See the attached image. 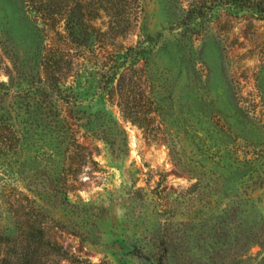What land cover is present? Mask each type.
Here are the masks:
<instances>
[{"label":"rangeland","instance_id":"374dc122","mask_svg":"<svg viewBox=\"0 0 264 264\" xmlns=\"http://www.w3.org/2000/svg\"><path fill=\"white\" fill-rule=\"evenodd\" d=\"M70 1L110 31V50L152 39L154 105L146 110L158 118L148 123L147 139L89 79L79 111L63 108L72 119L65 140L42 122L31 92L5 96L21 141L0 150V264L23 263L35 222L46 223L70 257L46 264H76L71 257L158 264L160 241L169 237L180 241L185 264H264V208L252 210L233 194L256 189L255 199H264V20L207 0ZM12 4L0 6V33L19 32L23 58L30 49L19 25L25 22ZM201 6L204 15L190 13ZM29 23L40 21L31 15ZM4 49L0 81L7 83L12 63ZM91 115L101 129L85 150ZM29 253L45 264L41 253ZM176 259L167 254V264H181Z\"/></svg>","mask_w":264,"mask_h":264},{"label":"trees","instance_id":"16d2710c","mask_svg":"<svg viewBox=\"0 0 264 264\" xmlns=\"http://www.w3.org/2000/svg\"><path fill=\"white\" fill-rule=\"evenodd\" d=\"M10 1L19 5L21 20L25 22L23 26L22 22L19 25L21 24L23 28V39L29 44L30 49L22 58L19 51L21 48L19 32L12 27L0 33L3 38L0 45L5 48V53L12 63L8 82L0 81V150H6L10 142L18 145L21 141L20 133L11 124L12 119L14 122L16 120L12 117L14 103L7 105L5 96L12 93L17 98L21 91L31 92V99L42 110V122L48 127L55 125L63 138L69 140L73 136L71 131L68 132L72 119L65 109L69 112L79 111V101L87 89L83 83L87 84L89 79L94 81L98 95L108 103H116L122 118L138 125L148 139L151 133L148 123L153 120L152 118L154 120L158 118L156 113L151 118L152 113L146 110L148 103L154 105L152 104L154 86L147 75L150 56L147 44L151 43L152 39L147 37L146 41H140L135 46L110 50L106 44L107 38L111 37L110 31H103L102 28L95 26L94 17H89L88 9L82 7L80 3L72 6L70 0ZM207 1L213 8L230 7L264 20V0ZM4 2L5 0H0V6H3ZM190 13L200 17L204 15V7H196ZM31 15L40 23L33 25L29 23ZM139 68H143L142 72L145 71L144 83L136 79L135 74ZM12 70H17L15 74L19 80L17 83H14ZM15 84L17 87L14 90L12 85ZM139 96L141 102L138 101ZM100 123L96 115L88 117L85 150H89L88 141L98 139ZM76 140L79 143L77 137ZM236 190L244 191L245 193L241 194L243 197L231 191L230 193H233L235 198H244V201L251 202L252 210L261 206L264 208V199L254 197L256 189ZM38 213L45 216L41 210ZM261 221L264 225V217ZM29 231L33 238L30 242L27 241L25 247L27 253L22 264H41V261L35 262V256L29 253L32 248L35 254L41 253L37 258L43 259L45 264L57 257L70 258L64 248L52 239L46 223L35 222L34 226L29 227ZM260 238L264 239V227ZM160 244L164 246L165 253L158 260V264H167L168 253L177 258V262L185 264V257L180 253V241L177 238H165ZM71 261L76 264H91L77 257H71Z\"/></svg>","mask_w":264,"mask_h":264}]
</instances>
